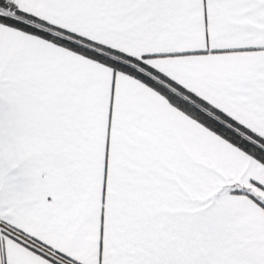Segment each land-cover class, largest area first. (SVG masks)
Wrapping results in <instances>:
<instances>
[{
  "label": "snow or ice",
  "instance_id": "1",
  "mask_svg": "<svg viewBox=\"0 0 264 264\" xmlns=\"http://www.w3.org/2000/svg\"><path fill=\"white\" fill-rule=\"evenodd\" d=\"M0 264H264V0H0Z\"/></svg>",
  "mask_w": 264,
  "mask_h": 264
}]
</instances>
